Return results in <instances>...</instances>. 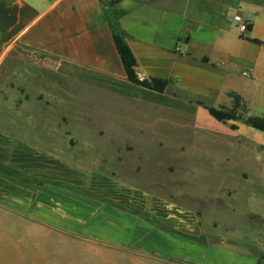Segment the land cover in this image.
Segmentation results:
<instances>
[{
	"label": "crops",
	"instance_id": "0c3cea01",
	"mask_svg": "<svg viewBox=\"0 0 264 264\" xmlns=\"http://www.w3.org/2000/svg\"><path fill=\"white\" fill-rule=\"evenodd\" d=\"M208 1L121 0L111 8L106 0H0V72L12 57L25 61L7 66L16 86L8 93L20 103L0 112V264L19 261L25 238L45 246L47 264H260L255 251L238 247L248 243L212 238L196 208L174 204L136 169L103 162L106 154L113 157L105 149L113 148L98 146L96 156L81 157L83 146L57 145V126L42 120L36 104L37 95L47 100L51 93L28 87L38 77L51 84L45 73L53 72L112 99L194 115L207 111L206 99L228 100L229 92L256 101L264 86V45L248 39L264 42V0H238L245 13L235 15L246 18L251 31L234 44L213 39L217 25L202 6L216 0ZM116 21L138 76L169 80L165 93L128 81L111 29ZM239 65L251 75L234 72ZM133 86L131 94L122 88ZM3 91L0 101H6ZM145 215L180 223L164 227ZM40 253L34 250L35 261Z\"/></svg>",
	"mask_w": 264,
	"mask_h": 264
},
{
	"label": "rangeland",
	"instance_id": "374dc122",
	"mask_svg": "<svg viewBox=\"0 0 264 264\" xmlns=\"http://www.w3.org/2000/svg\"><path fill=\"white\" fill-rule=\"evenodd\" d=\"M237 3L238 0H216L214 4L202 6L206 9L204 14L212 17V23L217 25L212 32L213 39L220 35L219 38L234 44L238 36L250 37V31L242 36L234 22L236 13H245ZM249 46L258 50L255 45ZM249 50L245 48L246 52ZM18 56L7 61L11 68L24 65L25 61ZM8 64L0 72V88H6L3 91L6 101H0V112L20 103L10 97L11 91L8 93L9 89L16 88L8 81L13 75ZM233 70L242 76L243 72H249L246 65ZM33 72L37 76L45 73L37 69ZM45 75L52 78L51 84H43L38 77L36 84L28 87L34 93L40 87L51 93L52 98L47 100L44 94L37 95L36 104L45 113L42 120L57 126L53 132L57 145L68 141L75 148L79 144L83 146L81 157L96 156L98 146L113 148L105 149L113 157L106 154L101 158L103 162L133 168L132 172L136 169L143 174L138 178L157 184L158 191L174 204L196 208L201 224L213 234L212 238L236 236L240 243H248L238 246L240 249L264 254V132L246 125L245 120L219 122L207 111L194 115L189 110L146 108L137 102L119 101L85 87L78 88L58 80L53 72L46 71ZM122 88L128 94L136 90L135 86ZM260 89L258 100L245 101L248 109L245 119L264 117V86ZM206 102L209 107L231 104L223 95ZM155 222L171 228L180 223L177 220L165 221L168 224ZM11 230L19 234L16 226ZM24 240L26 244L20 248L19 261L16 258L4 263L47 264L45 246L36 247L33 241ZM55 247L51 246V252ZM34 250L43 252L41 259L39 256V260L33 259Z\"/></svg>",
	"mask_w": 264,
	"mask_h": 264
},
{
	"label": "trees",
	"instance_id": "16d2710c",
	"mask_svg": "<svg viewBox=\"0 0 264 264\" xmlns=\"http://www.w3.org/2000/svg\"><path fill=\"white\" fill-rule=\"evenodd\" d=\"M100 1L103 2L105 0H100ZM106 1H108V5L111 8L114 7L115 5H118L121 2V0H106ZM118 24H119L118 21L113 23L111 29L113 32L114 43L116 45L118 54L120 55L128 81L136 86H140L151 91H155L158 93H165L170 85L169 80L160 79V78L141 79L138 76L136 71V66H137L136 58L132 50L126 43L123 35L119 32ZM249 31H251V25L249 27ZM248 40L258 45H264V42H261L259 40H251V39ZM228 97L231 100L230 106L222 105L220 107H209V106H204L202 102H198V105L204 106L209 112V114L219 122L245 120L246 125L250 126L251 128L257 131L264 132V117L249 116L245 119L244 115L248 113V109L244 98L236 92H229ZM145 217L151 221H155L154 218L150 215H145ZM160 225L167 227L162 223ZM258 257L260 264H262L264 260V254H258Z\"/></svg>",
	"mask_w": 264,
	"mask_h": 264
},
{
	"label": "built area",
	"instance_id": "2783aa9c",
	"mask_svg": "<svg viewBox=\"0 0 264 264\" xmlns=\"http://www.w3.org/2000/svg\"><path fill=\"white\" fill-rule=\"evenodd\" d=\"M234 22L236 24V27L239 31V33L244 36L247 32H249L250 22L245 20L244 17L240 14H237L234 16ZM243 75L248 77L251 75L250 72L245 71L243 72Z\"/></svg>",
	"mask_w": 264,
	"mask_h": 264
}]
</instances>
